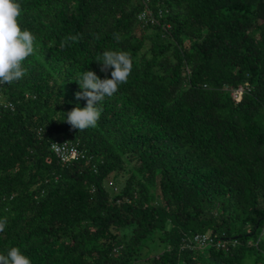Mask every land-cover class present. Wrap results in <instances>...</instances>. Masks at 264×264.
I'll list each match as a JSON object with an SVG mask.
<instances>
[{
  "label": "trees",
  "instance_id": "obj_1",
  "mask_svg": "<svg viewBox=\"0 0 264 264\" xmlns=\"http://www.w3.org/2000/svg\"><path fill=\"white\" fill-rule=\"evenodd\" d=\"M17 2L35 40L24 77L0 84V254L264 264V0ZM105 50L128 53L133 68L79 131L66 122L86 107L78 74L111 78L96 61ZM224 85H245L242 99ZM64 142L84 157L63 165L51 144ZM113 174L117 193L104 187Z\"/></svg>",
  "mask_w": 264,
  "mask_h": 264
},
{
  "label": "clouds",
  "instance_id": "obj_2",
  "mask_svg": "<svg viewBox=\"0 0 264 264\" xmlns=\"http://www.w3.org/2000/svg\"><path fill=\"white\" fill-rule=\"evenodd\" d=\"M21 5L17 0H0V84H11L25 75L23 62L34 53L33 33L21 29L19 18ZM119 39V37H116ZM68 39L76 41V36ZM65 43L59 47L63 49ZM101 63V72L111 70V78L100 79L94 71H83L76 81L82 91L76 92L77 100H86V107H75L67 113V123L72 128L83 131L95 127L100 118L102 108L99 105L105 97H111L118 91L120 85L127 83L133 68V62L124 51L105 50L96 59ZM63 144H51V147L62 159H67ZM6 226V219H0V232ZM0 264H31L29 257L22 254L18 247H11L7 254H0Z\"/></svg>",
  "mask_w": 264,
  "mask_h": 264
},
{
  "label": "built area",
  "instance_id": "obj_3",
  "mask_svg": "<svg viewBox=\"0 0 264 264\" xmlns=\"http://www.w3.org/2000/svg\"><path fill=\"white\" fill-rule=\"evenodd\" d=\"M151 15V12L150 11H146V12H142L138 15V20L139 21H146ZM224 90H228L230 92V96L231 98L238 102L242 99V94H243V91L245 89V85L244 86H238L236 88H228L227 85H224L223 87ZM63 144L62 147L66 149V155H67V159H62L61 155L60 154H57L56 151H54L51 147V149L53 150L55 156L58 158V160L63 164H68L70 163L71 161L77 159V158H83L84 157V154L77 148L76 145H71V144H68V143H61ZM194 242H196L195 244H199V245H203L202 247L206 246V244H209L212 242V239L210 238L209 235L205 234V235H196L194 237ZM217 247H220V248H224L226 249L227 246H226V242H222V241H217L216 244H215ZM201 247V246H199ZM179 264H182V263H179Z\"/></svg>",
  "mask_w": 264,
  "mask_h": 264
},
{
  "label": "rangeland",
  "instance_id": "obj_4",
  "mask_svg": "<svg viewBox=\"0 0 264 264\" xmlns=\"http://www.w3.org/2000/svg\"><path fill=\"white\" fill-rule=\"evenodd\" d=\"M116 182H119L120 184L119 185H116L115 183ZM122 182H123V177L122 176H118V177H114V174L113 175H110L108 177V179H106L104 181V187L108 190V191H112L113 193H117L122 185ZM198 248H200L199 246H203V245H199L197 244L196 245ZM205 247V246H204ZM202 247V248H204Z\"/></svg>",
  "mask_w": 264,
  "mask_h": 264
}]
</instances>
